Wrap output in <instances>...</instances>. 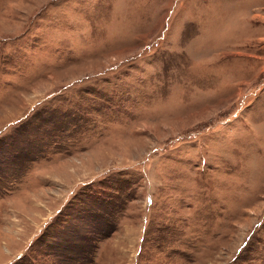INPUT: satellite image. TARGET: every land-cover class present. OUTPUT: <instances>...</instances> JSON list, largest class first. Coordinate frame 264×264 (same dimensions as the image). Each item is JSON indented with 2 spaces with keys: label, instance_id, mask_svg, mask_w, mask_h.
I'll use <instances>...</instances> for the list:
<instances>
[{
  "label": "rangeland",
  "instance_id": "1",
  "mask_svg": "<svg viewBox=\"0 0 264 264\" xmlns=\"http://www.w3.org/2000/svg\"><path fill=\"white\" fill-rule=\"evenodd\" d=\"M0 264H264V0H0Z\"/></svg>",
  "mask_w": 264,
  "mask_h": 264
}]
</instances>
